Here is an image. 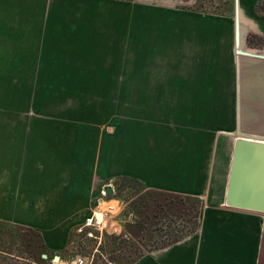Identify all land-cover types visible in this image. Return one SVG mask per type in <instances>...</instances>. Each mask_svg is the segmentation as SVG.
<instances>
[{"label": "crops", "instance_id": "crops-1", "mask_svg": "<svg viewBox=\"0 0 264 264\" xmlns=\"http://www.w3.org/2000/svg\"><path fill=\"white\" fill-rule=\"evenodd\" d=\"M258 2L239 0V42L235 13L164 23L174 50L161 57L146 19L126 6L112 16L124 5L0 0V221L39 231L43 264L65 257L100 189L121 176L201 202L194 232L133 264H264V212L229 207L220 191L233 152L224 138H264Z\"/></svg>", "mask_w": 264, "mask_h": 264}, {"label": "rangeland", "instance_id": "rangeland-1", "mask_svg": "<svg viewBox=\"0 0 264 264\" xmlns=\"http://www.w3.org/2000/svg\"><path fill=\"white\" fill-rule=\"evenodd\" d=\"M70 1V0H64ZM91 2H111V3H118L120 5H124L123 8L113 6V14L112 16H121L120 12H125L127 7V16L131 18H142L146 19L144 22L146 25H142L141 29H143V33L146 34L148 38H154L155 40H160L156 45L153 47V53L155 55L169 56L171 50L174 48H169V45L174 47V43L172 42H161V40L166 39L168 33L173 34V28L171 25L164 26V23H170L168 21L174 20L178 21L179 19H186L188 15H191V18L198 19L200 15H210V16H222V17H232L235 13V0H88ZM264 13V2L263 6L261 7ZM125 14L123 15H126ZM98 17L102 16L100 13H97ZM199 15V16H197ZM158 20L161 26H154L149 25L155 23L154 21ZM141 21V23L143 24ZM148 24V25H147ZM195 29H200L199 26L193 27V33H195ZM151 35H153L151 37ZM147 38V39H148ZM156 43V42H155ZM160 45V46H159ZM149 50V49H148ZM148 112L146 107V113ZM178 121L177 124L180 125L179 121L182 123L184 122V115L178 114ZM238 120V119H237ZM172 121L169 125L170 128L175 127ZM234 138L226 136L224 138V144L226 149L230 151V148L234 145ZM231 152V151H230ZM225 173H224V181L225 185L222 187L220 186V191L222 194L226 195L227 184H228V176L230 171L232 153H226L225 156ZM135 192L134 189H130L129 191L124 192V197L129 199L132 194ZM121 198V200H124ZM125 201V200H124ZM128 204L124 211L123 222L122 224V231L120 233L103 231L100 233L99 236H95V229L88 228L90 235H83L85 228L83 230H78L82 227L80 225L72 234V241L67 249L63 252L65 257H72L76 255H83L86 257V260L89 264H119V260L122 259L123 261L134 259L138 256L139 251L143 248L142 244H152V242L148 240H131L129 242H124L122 239L117 241L109 242L108 239H104L103 234L108 233L110 235L117 234L120 235L124 231V226L128 221L134 217L132 213L128 212ZM167 224L169 221L168 219L164 220ZM170 228L165 227V229ZM97 231V230H96ZM160 235V234H158ZM163 237V235H161ZM162 237V238H163ZM31 239V235L28 233V241ZM29 243V242H28ZM21 244V243H20ZM100 246L103 249L100 251ZM32 254L27 251L23 245H19V243H14L12 237H6L3 241H0V264H43V261L38 257L34 258L31 256ZM34 256V255H33ZM129 258V259H128ZM51 263V258L49 259ZM47 261V264H49ZM52 264V263H51Z\"/></svg>", "mask_w": 264, "mask_h": 264}, {"label": "trees", "instance_id": "trees-1", "mask_svg": "<svg viewBox=\"0 0 264 264\" xmlns=\"http://www.w3.org/2000/svg\"><path fill=\"white\" fill-rule=\"evenodd\" d=\"M263 2L264 0H260L257 3L256 11L264 15L261 12ZM111 182L116 190V198H123L124 192L130 189L135 190L129 199L123 198L128 201L127 213H132L134 217L125 224L124 231L120 235L104 233V239H108L109 242L119 239L124 242L135 239L152 242V244L143 243V248L139 251L138 256L129 261L120 259L119 264H133L145 253L168 246L198 228L201 213L200 199L188 195L147 189L139 180L128 176L117 177ZM168 218L169 221L166 224L164 220ZM168 226L170 228L165 229ZM88 231L89 229L85 228L83 235H87ZM28 233L31 235L29 241ZM95 233V236H99L98 231L95 230ZM163 234L165 237L161 236ZM6 237H12L14 243L23 245L27 248V251L29 249L32 257H39L43 263L46 262L42 254H48V251L39 231L30 227L0 221V241H3ZM71 241L72 237L70 243ZM102 249L103 247L100 246V251Z\"/></svg>", "mask_w": 264, "mask_h": 264}, {"label": "water", "instance_id": "water-1", "mask_svg": "<svg viewBox=\"0 0 264 264\" xmlns=\"http://www.w3.org/2000/svg\"><path fill=\"white\" fill-rule=\"evenodd\" d=\"M236 37L240 40V7L235 0ZM237 53H240L239 49ZM112 195L113 188L107 187ZM225 204L232 208L264 212V138L243 136L237 129L234 140ZM42 257L48 259V254ZM60 254L54 255L52 261L61 259Z\"/></svg>", "mask_w": 264, "mask_h": 264}, {"label": "built area", "instance_id": "built-area-1", "mask_svg": "<svg viewBox=\"0 0 264 264\" xmlns=\"http://www.w3.org/2000/svg\"><path fill=\"white\" fill-rule=\"evenodd\" d=\"M111 186L113 188L112 195L107 193V187ZM115 187L110 181L103 185L100 189L99 194L96 196L94 201V210L90 218L82 225L78 230H83V228H93L100 233L106 231L109 233L116 232L113 226L110 224L117 220L118 216L122 213L124 202L123 200L115 197ZM100 215L101 218L98 216ZM88 234L93 235L88 232ZM52 264H89L86 257L83 255H76L72 257H61L59 261H52ZM110 264H113L110 262Z\"/></svg>", "mask_w": 264, "mask_h": 264}, {"label": "bare ground", "instance_id": "bare-ground-1", "mask_svg": "<svg viewBox=\"0 0 264 264\" xmlns=\"http://www.w3.org/2000/svg\"><path fill=\"white\" fill-rule=\"evenodd\" d=\"M100 218H101V216L100 215H98Z\"/></svg>", "mask_w": 264, "mask_h": 264}]
</instances>
